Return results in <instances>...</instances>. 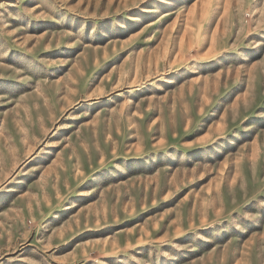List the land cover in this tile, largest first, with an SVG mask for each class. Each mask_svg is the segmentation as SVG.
<instances>
[{"label":"rangeland","instance_id":"374dc122","mask_svg":"<svg viewBox=\"0 0 264 264\" xmlns=\"http://www.w3.org/2000/svg\"><path fill=\"white\" fill-rule=\"evenodd\" d=\"M0 264H264V0H0Z\"/></svg>","mask_w":264,"mask_h":264}]
</instances>
